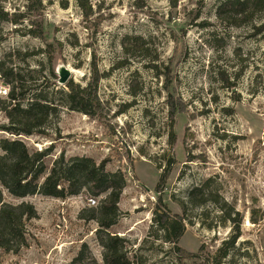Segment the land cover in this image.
<instances>
[{"label":"rangeland","instance_id":"obj_1","mask_svg":"<svg viewBox=\"0 0 264 264\" xmlns=\"http://www.w3.org/2000/svg\"><path fill=\"white\" fill-rule=\"evenodd\" d=\"M27 1L0 0V6L10 14L23 12ZM220 1L90 0L94 13L87 22L77 0H42V10L30 18L43 39L28 34L29 20H0V63L20 71L25 103L37 88L63 101L59 76L56 87L47 56L37 53L47 44L53 45L55 72L65 65L71 79L85 86L96 62L105 75L95 117L60 106L45 133L16 135L3 129L9 119L0 110V140L50 149L49 168L64 154L105 160L107 171L123 172L120 217L110 230L126 240L131 264H181L154 220L160 196L171 215L183 214L174 198L188 203L178 245L199 257L183 264H200L225 246L238 226L228 212L240 222L241 235L222 264H264V14L227 26L217 17ZM126 36L143 37L149 49L127 53ZM10 89L0 77L1 100ZM201 184H207L210 199L193 205L189 193ZM90 197L95 196L86 189L66 199L6 196L32 203L38 217L27 226L30 248L18 254L0 250V264H68L83 244L104 264L97 222L80 217L92 208Z\"/></svg>","mask_w":264,"mask_h":264},{"label":"trees","instance_id":"obj_2","mask_svg":"<svg viewBox=\"0 0 264 264\" xmlns=\"http://www.w3.org/2000/svg\"><path fill=\"white\" fill-rule=\"evenodd\" d=\"M77 2L85 21H90L94 13L93 4L90 0H77ZM42 8V0H28L25 11L12 14L4 11L0 6V20L11 21L15 24L29 20L31 27L28 28V34L43 39V30L33 26L35 21L30 18L31 15L35 16L34 13L38 15ZM216 13L218 19L227 26L240 27L259 19L264 14V0H221ZM259 28H264V23L259 25ZM146 45L147 41L140 36H126L122 40L124 50L131 55H135L139 50L141 52L148 50ZM37 53H44L47 56L46 60L54 78L52 84L56 87L59 86L53 67V45L47 44ZM151 66L157 68L154 63H151ZM92 71L93 76L85 86L70 79L65 86H62L64 88L57 90L63 96V101L59 102L61 104L44 95L38 88L37 92L32 94V98L25 103L27 89L20 71L13 67L5 70L0 63V77H3L11 85L7 99H0V110L4 111L9 119V123L4 125L3 129L16 135L43 134L45 133L44 128L49 120L57 114L60 106L95 117L101 106L97 89L100 80L105 75L100 72L96 62L93 63ZM49 150H31L21 139L2 138L0 140V250L4 253L18 254L24 249H29L31 244L27 226L38 217L37 209L32 203L25 200L7 201L6 196L20 200L41 194L57 199H66L78 195L81 190L86 189L95 197H101L97 206H92L87 212L81 213L80 217L97 222V236L104 249V264H131L126 253V240L110 230L117 224L120 217L119 203L127 184L126 175L121 171L109 172L106 169L107 162L105 160L97 163L88 156H74L66 159L62 154L49 168L45 163ZM193 157L189 156L188 159L192 160ZM169 173V169H167L160 178L156 187L158 193L162 191L169 178ZM207 187V184H201L193 188L189 193V203L193 205L205 204L210 199ZM174 199L180 205L183 214L171 215L168 203L164 202L160 196L156 202L154 220L164 231L165 241L174 244V251L183 264L186 263V260L196 259L199 254L178 245L186 230L184 219L188 203L181 199ZM160 211H164L166 216L160 215ZM227 219L238 223L234 234L225 242L224 247L218 249L215 255H205L200 264H222L230 248L235 245L241 235L240 222L230 212L227 214ZM252 219L254 222L260 220L257 215ZM199 251H202V247ZM68 264H98V261L89 246L83 244L78 254Z\"/></svg>","mask_w":264,"mask_h":264},{"label":"water","instance_id":"obj_3","mask_svg":"<svg viewBox=\"0 0 264 264\" xmlns=\"http://www.w3.org/2000/svg\"><path fill=\"white\" fill-rule=\"evenodd\" d=\"M56 74L59 76L58 83L65 86L72 77V71L65 65L58 66Z\"/></svg>","mask_w":264,"mask_h":264},{"label":"built area","instance_id":"obj_4","mask_svg":"<svg viewBox=\"0 0 264 264\" xmlns=\"http://www.w3.org/2000/svg\"><path fill=\"white\" fill-rule=\"evenodd\" d=\"M88 203L90 206H96L98 204V200L96 197H90L88 199Z\"/></svg>","mask_w":264,"mask_h":264}]
</instances>
